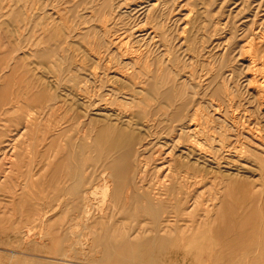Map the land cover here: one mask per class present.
I'll return each instance as SVG.
<instances>
[{"label":"rangeland","instance_id":"obj_1","mask_svg":"<svg viewBox=\"0 0 264 264\" xmlns=\"http://www.w3.org/2000/svg\"><path fill=\"white\" fill-rule=\"evenodd\" d=\"M28 1L0 0V264H264V0ZM166 98L221 164L201 173L179 154L194 137L150 136ZM135 160L147 183L127 181ZM145 185L165 193L146 204Z\"/></svg>","mask_w":264,"mask_h":264},{"label":"bare ground","instance_id":"obj_2","mask_svg":"<svg viewBox=\"0 0 264 264\" xmlns=\"http://www.w3.org/2000/svg\"><path fill=\"white\" fill-rule=\"evenodd\" d=\"M27 2H29L28 0H27ZM92 2V1H91ZM73 3V2H72ZM8 5V4H7ZM10 5V4H9ZM25 5V4H24ZM27 5V4H26ZM155 6V5H154ZM151 7V6H150ZM156 7V6H155ZM7 8V7H6ZM30 9L29 7H27L26 6V9ZM94 9V8H93ZM154 9H156V8H154ZM157 11V10H156ZM11 12V11H10ZM98 12V11H97ZM155 12V11H154ZM112 13V12H111ZM96 16V15H95ZM106 16V15H105ZM97 17V16H96ZM106 19H107V17H106ZM105 19V20H106ZM25 20V19H24ZM103 20V19H102ZM28 20H26V22H27ZM77 22V21H76ZM78 23V22H77ZM72 29H74L73 27H71ZM262 28V27H261ZM70 30V29H69ZM84 30V29H83ZM72 31V30H71ZM43 32V31H42ZM102 32H104V31H102ZM258 34V33H257ZM261 34H262V32H261ZM79 34H77V36H78ZM82 35V34H81ZM81 35H79V36H81ZM88 35V34H87ZM156 35H159V34H156ZM259 35V34H258ZM258 35H256V36H258ZM260 37V36H259ZM258 38V37H257ZM253 39H254V37H253ZM259 39V38H258ZM255 40V39H254ZM261 41V40H260ZM259 40H258V42H260ZM110 43H111V41H110ZM254 43V42H253ZM113 44V43H112ZM110 45V44H109ZM250 45V44H249ZM120 46V45H119ZM263 46V45H262ZM261 46V47H262ZM251 47V46H250ZM250 47H249V49H250ZM254 47H255V45H254ZM254 47H252V48H254ZM257 47V46H256ZM261 47H260V49H261ZM118 48V47H117ZM252 48H251V50H252ZM92 49V48H91ZM118 49H120V48H118ZM256 48H254L253 50H255ZM259 49V48H258ZM259 49V50H260ZM89 51V50H88ZM96 51V50H95ZM92 52H93V50H92ZM246 52V51H245ZM253 52H255V51H253ZM256 52H258V50L256 49ZM262 52H264V50L262 51ZM261 52V53H262ZM96 53V52H95ZM98 53V52H97ZM96 53V54H97ZM100 53L101 52H99V55H100ZM259 53V52H258ZM260 53V55H262V57H263V54H261ZM253 54H255V53H253ZM251 55H252V53H251ZM256 55V54H255ZM93 56V55H92ZM103 56L101 55V58H102ZM254 57V56H253ZM100 58V57H99ZM134 58H136V57H134ZM252 58V57H251ZM251 58H250V60H251ZM93 59V58H92ZM139 59V58H138ZM138 59H136V60H138ZM263 59V58H262ZM97 60V59H96ZM140 60V59H139ZM261 60V59H260ZM106 61V60H105ZM135 61V60H134ZM142 61V60H141ZM130 62H132V60L130 61ZM137 62V61H136ZM261 62V61H260ZM259 62V63H260ZM75 63V62H74ZM77 63V62H76ZM76 63H75V65H76ZM103 63H105V62H103ZM107 63V62H106ZM253 63V62H252ZM255 63V62H254ZM132 64H134V63H132ZM137 64H138V62H137ZM141 64V63H140ZM74 65V64H73ZM261 65H262V63H261ZM108 66V65H107ZM136 66H138V65H136ZM146 66V65H145ZM77 67H78V64H77ZM106 67V65L104 66V68ZM79 69H80V67H78ZM161 68V67H160ZM170 68V67H169ZM263 68V67H262ZM113 69V68H112ZM82 70V69H81ZM84 70V69H83ZM148 70V69H147ZM264 70V69H263ZM113 71V70H112ZM139 71V70H138ZM150 71V70H149ZM149 71H146V68H144L143 69V71H142V73H143V75H144V82H146L147 84L148 83H152V82H160V80H161V73H163V71L160 69V72H153V73H151V72H149ZM174 71V70H173ZM172 71V72H173ZM262 71V70H261ZM105 72H107V71H105ZM258 72H260V71H258ZM109 73H111V72H109ZM174 73V72H173ZM176 73V72H175ZM103 74V73H102ZM105 74V73H104ZM118 74V73H117ZM264 74V73H263ZM99 75V74H98ZM106 75H107V73H106ZM105 75V76H106ZM114 75V74H113ZM129 75V74H128ZM101 77V79H102V75H100ZM105 76H103V77H105ZM112 76V75H111ZM115 76V75H114ZM123 75H121V77H122ZM262 76V75H261ZM96 77V76H95ZM110 77V76H109ZM185 77V76H184ZM191 77V76H190ZM251 77V76H250ZM107 78V77H106ZM106 78H105V80H106ZM115 78V77H114ZM213 78V77H212ZM211 78V79H212ZM264 78V77H263ZM111 79H113V78H111ZM116 79V78H115ZM139 78H136V77H129V76H126V77H124L123 78V80H124V82H126V83H128V85L130 84L132 87H138V84H139V82L137 81ZM119 80V79H118ZM184 80V79H183ZM264 80V79H263ZM262 80V82L263 83H261V88L263 89V91H264V81ZM102 81H103V79H102ZM143 81V80H142ZM141 81V82H142ZM181 81H182V79H181ZM185 81H188L187 79L185 80ZM99 82V81H98ZM108 82H110V81H108ZM122 82V81H121ZM138 82V83H137ZM141 83V85L143 84H145V83ZM184 82V81H183ZM261 82V81H260ZM166 85L168 86L169 84L171 85V89L172 90H175L176 89V85H175V81L173 80V77L171 76H169L168 77V80H166ZM109 84V83H108ZM121 84V83H120ZM124 84V83H123ZM107 85V84H106ZM124 85H126V84H124ZM140 85V84H139ZM188 85H191L190 83H188ZM215 85V84H214ZM250 85V84H249ZM123 86V85H122ZM121 85H120V87H122ZM194 86V85H193ZM260 86H259V88H260ZM105 87V86H104ZM142 87V86H141ZM79 88V87H78ZM140 88V87H139ZM146 88V87H145ZM188 88V87H187ZM260 88V89H261ZM120 89V88H119ZM138 89V88H137ZM147 89H148V87H147ZM182 89V88H181ZM189 89H190V87H189ZM192 89H193V87H192ZM261 89V90H262ZM118 90V89H117ZM122 90H124V89H122ZM149 90V89H148ZM105 91V90H104ZM107 91H109V90H107ZM111 91H113V89L111 90ZM141 92L142 91H144L145 92V89L144 88H142V90H140ZM147 91V90H146ZM259 92H261V91H259ZM113 94L115 93V91L114 92H112ZM118 93V92H117ZM146 93V92H145ZM155 93V92H154ZM101 94H103L104 95V93L102 92ZM111 94V93H110ZM113 94H111V95H113ZM219 94V93H218ZM261 94V93H260ZM98 95V94H97ZM157 95V94H156ZM263 95V94H262ZM261 95V98L263 97ZM255 96H257V94L255 95ZM260 95H259V93H258V97H259ZM105 97V96H104ZM138 97V96H137ZM135 95H132L130 98H132L131 100L134 102V103H139V104H143L144 106H147V100H148V98H144L143 100L140 98H137ZM195 97V96H194ZM257 97V98H258ZM260 98V97H259ZM264 98V97H263ZM159 99H160V97H159ZM192 99H194V98H192ZM106 100V99H105ZM153 100L155 101V102H158L157 103V105H160L159 103V101L158 100H156V98L155 97H153ZM166 100V106L168 105L169 106V108H170V111H164V110H161L159 113L158 112H156L155 113V115H157V116H159V117H161V118H158V119H161V120H159V121H155L157 124H155L154 126V131H153V133H151V135L150 136H152L155 140H161V138L162 137H159V135H161V134H163V132L165 131V133H166V137H164L162 140H164V145L166 146L167 144H169V145H172L173 146V148L175 149L176 148V143L178 142V141H180L181 139H185V141H188V139H190L191 137H194L193 139H194V141H192V139H191V141L189 140V144L187 145V146H185L183 149H182V151H181V153H179L180 154V158H183L184 159V157H185V160H187L188 161V159H186V158H193L194 160H195V165L197 164L199 167H201V173L203 172V171H206V173H207V169H208V166H212V165H218V164H221L220 162L222 161V158H221V150H223V147H221V145H220V147H216V148H214L213 150H212V152H211V149H210V147L208 148L207 147V143H211V137L209 136L210 134H208V133H206V128H204V129H202V127H201V125H200V123L198 122V121H195V118H196V114H195V118H194V116H193V118L192 119H194V123H191L190 122V124H189V122H187L186 120H187V114H185L184 115V113L186 112V110H185V108H186V105H188V104H186V102H185V100H184V98H174L172 101H168L169 100V98H168V100H167V98L165 99ZM149 101V100H148ZM195 101V100H194ZM258 101V100H257ZM260 101V100H259ZM259 101H258V103H259ZM263 101V100H262ZM130 102V101H129ZM196 102V101H195ZM194 102V103H195ZM260 103H261V101H260ZM259 103V104H260ZM258 104V105H259ZM263 104H264V102H263ZM262 104V105H263ZM116 105V104H115ZM261 105V106H262ZM91 106V105H90ZM260 106V107H261ZM53 107V106H52ZM190 107V106H189ZM188 108V107H187ZM249 108V107H248ZM121 110V109H120ZM120 110H117L118 112V114H121L120 113ZM234 110V109H233ZM111 112L112 111H114V110H110ZM115 111H116V109H115ZM216 111V110H215ZM222 111V110H221ZM245 111V110H244ZM100 112V111H99ZM103 112V111H102ZM261 112V111H260ZM110 113V112H109ZM109 113H107V114H109ZM126 112H124V114H125ZM158 113V114H157ZM222 113V112H221ZM88 114H90V113H88ZM114 114V113H113ZM116 114V113H115ZM122 115V116H124L125 117V115ZM145 114V113H144ZM214 114V113H213ZM216 114V113H215ZM263 114V113H262ZM93 115H95V114H93ZM100 115V114H99ZM99 115H97V116H99ZM217 115V114H216ZM105 116V115H104ZM106 117V116H105ZM129 117V116H128ZM191 117V116H190ZM198 117V116H197ZM259 117H262V116H260L259 115ZM264 117V116H263ZM102 118V117H101ZM104 118V117H103ZM102 118V119H103ZM113 119H114V116L112 117ZM209 118V117H208ZM88 119V118H87ZM86 119V120H87ZM123 119V118H122ZM184 119V120H183ZM191 118H190V120H192ZM104 120V119H103ZM128 120V119H127ZM189 120V121H190ZM197 120H198V118H197ZM263 120V119H262ZM87 122V121H86ZM85 122V123H86ZM152 122V121H151ZM207 122V121H206ZM209 124V123H208ZM94 125V124H93ZM87 127V126H86ZM104 127V126H103ZM108 127V125L106 126V128ZM92 128H93V126H92ZM139 128V127H138ZM223 128V127H222ZM100 129H102V128H100ZM146 129V128H145ZM68 130V129H67ZM70 130V129H69ZM109 132V131H108ZM118 132V131H117ZM120 132V131H119ZM211 132V131H210ZM106 133H107V129H106ZM178 133V134H177ZM180 133V134H179ZM81 134V133H80ZM87 134V133H86ZM109 134V133H108ZM106 135V136H109V135ZM117 134V133H116ZM98 135H100V132H99V134ZM101 135H102V131H101ZM100 135V136H101ZM212 135V134H211ZM114 136V135H113ZM120 136V135H119ZM220 136V135H219ZM236 136V135H235ZM79 138H81V136L79 135ZM98 138V137H97ZM100 138V137H99ZM103 138H104V134H103ZM219 138V137H218ZM234 138H236V137H234ZM75 139H76V137H75ZM101 139V138H100ZM106 139H109V138H106ZM112 139V138H111ZM110 139V140H111ZM154 139L151 141V142H153L154 141ZM109 140V141H110ZM136 140V139H135ZM134 140V141H135ZM221 140V139H220ZM103 142L105 141L104 139L102 140ZM101 141V142H102ZM107 141V140H106ZM116 141V140H115ZM222 141V140H221ZM150 142V141H149ZM148 142V143H149ZM181 142V141H180ZM224 142V141H223ZM229 142V141H228ZM234 142V141H233ZM105 144H106V142H104ZM113 143H115V142H113ZM133 143V142H132ZM139 143V142H138ZM185 144H186V142H184ZM231 143V142H230ZM158 144V143H157ZM212 144H213V142H212ZM224 144V143H223ZM233 144V143H232ZM97 145H99V143L97 144ZM113 145V144H112ZM146 145V144H145ZM163 145V144H162ZM179 145V144H178ZM228 145V144H227ZM105 146V145H104ZM108 146V145H107ZM148 146V145H147ZM264 146V145H263ZM99 147V146H98ZM132 147V146H131ZM145 147V146H144ZM143 147V148H144ZM179 147V146H178ZM181 147V146H180ZM233 147V146H232ZM249 147V146H248ZM97 148V147H96ZM95 148V149H96ZM100 148V147H99ZM104 148V147H103ZM148 148V147H147ZM152 148V147H151ZM212 148V147H211ZM225 148V147H224ZM228 148V147H227ZM98 149V148H97ZM96 149V150H97ZM102 149V148H101ZM145 149V148H144ZM171 149V148H170ZM177 149V148H176ZM175 149V150H176ZM10 150V149H9ZM105 151H107V150H109V149H104ZM103 150V151H104ZM135 150H136V148H135ZM151 150V149H150ZM178 150V149H177ZM245 150V149H244ZM99 151V150H98ZM142 151H143V149H142ZM147 151V150H146ZM228 151V150H227ZM246 151V150H245ZM126 152V151H125ZM124 152V153H125ZM159 152V151H158ZM169 152V151H168ZM173 152V151H172ZM259 152V151H258ZM107 153V152H106ZM142 153V152H141ZM165 153H167V152H165ZM171 153V152H170ZM174 153V152H173ZM173 153H172V155H173ZM227 153V152H226ZM248 153V152H247ZM246 153V154H247ZM254 153V152H253ZM252 152H250V156H255L256 154L254 153L253 154ZM72 154V153H71ZM108 155H110L109 154V152L107 153ZM126 154V153H125ZM136 154V153H135ZM244 154H245V152H244ZM245 154V155H246ZM263 154V153H262ZM118 155V154H117ZM124 155V154H123ZM122 155V156H123ZM171 154H169V156H170ZM213 155V156H212ZM228 155V154H227ZM248 154L246 155V156H248V157H250ZM107 156V155H106ZM113 156H115V155H113ZM121 156V157H122ZM135 156V155H134ZM154 156L155 155H153V158H154ZM157 156V155H156ZM168 156V157H169ZM176 156V155H175ZM257 156V155H256ZM105 157V156H104ZM109 157V156H108ZM119 157V156H118ZM130 157V156H129ZM145 157V156H144ZM147 157V156H146ZM145 157V158H146ZM113 158V157H112ZM111 158V159H112ZM134 158V157H133ZM159 158V157H158ZM161 158H162V156H161ZM180 158L178 159L179 161H180ZM211 158V159H210ZM260 158V157H259ZM126 159V158H125ZM130 159V158H129ZM155 159V158H154ZM153 159V160H154ZM98 160H99V158H98ZM97 160V161H98ZM103 160H105L104 158H103ZM106 160H107V158H106ZM120 160H121V158H120ZM124 160V159H123ZM122 160V161H123ZM140 160V159H139ZM167 160V159H166ZM168 160H169V158H168ZM167 160V161H168ZM177 160V159H176ZM184 160V161H185ZM258 160V159H257ZM122 161H119V162H122ZM126 161H128V159H126ZM125 161V162H126ZM162 161V160H161ZM179 161H175V163H178ZM168 162H170V161H168ZM137 163V164H136ZM145 163V162H144ZM143 163V164H144ZM159 163V162H158ZM229 163V162H228ZM97 164H99V161H98V163ZM101 164V163H100ZM112 164V163H111ZM123 164H125L124 163V161H123ZM136 164V166H137V168H138V175L137 174H135L134 172H132V171H134V169H132V167H134V165ZM164 164V163H163ZM170 163H168V165H169ZM191 164V163H190ZM224 164V163H223ZM262 163H260V165H261ZM94 165H95V163H94ZM109 165V164H108ZM107 165V166H108ZM118 165V164H117ZM145 165H146V168H147V164L145 163ZM145 165H142V161L140 162V161H136L135 160V163L134 162H127V164L126 165H124L125 166V171H127V175H128V177H129V179L127 180L128 182H129V184H131L132 185V182L133 183H136V185H140V184H144V183H147L146 182V177L144 176V177H142V175H141V173L143 172V167H141V166H145ZM167 165V166H168ZM171 165V164H170ZM231 165V164H230ZM96 166V165H95ZM123 166V167H124ZM166 166V167H167ZM262 166V165H261ZM260 166V167H261ZM102 167V166H101ZM122 167V166H121ZM162 167V166H161ZM145 168V167H144ZM158 168H160V167H158ZM163 168H165V166L163 167ZM169 168V167H168ZM123 169V170H124ZM160 170L162 171V169L160 168ZM159 170V171H160ZM163 170H166V168L165 169H163ZM209 170V169H208ZM119 171H121V169L119 170ZM145 171H146V169H145ZM160 171V172H161ZM169 171H170V169H169ZM122 172V171H121ZM151 173H152V171H150ZM166 172V171H165ZM162 173V172H161ZM164 173V172H163ZM169 173V172H168ZM177 173V172H176ZM174 174V173H173ZM100 175H102V174H100ZM149 175H150V173H149ZM161 176V175H160ZM103 178V176H99L98 178ZM154 177V176H153ZM157 177V176H156ZM167 177V176H166ZM172 177H173V175H172ZM175 177V176H174ZM187 177V176H186ZM194 177V176H193ZM196 177V176H195ZM97 178V177H96ZM180 178H183V177H181L180 176ZM126 179V178H125ZM164 179H165V177H164ZM175 179V178H174ZM185 179V178H184ZM197 179H201V176L200 177H197ZM207 179V178H206ZM97 180V179H96ZM176 180V179H175ZM183 179H181V181H182ZM202 180V179H201ZM156 181H157V179H156ZM166 181V180H165ZM185 181V180H184ZM186 181H187V179H186ZM189 181V180H188ZM192 181H194V179L192 180ZM197 181V180H196ZM198 181H200V180H198ZM203 181H204V178H203ZM97 182V181H96ZM128 182H127V184H128ZM191 182V181H190ZM207 182V181H206ZM159 183H160V181H159ZM161 183H163V181L161 182ZM170 183V182H169ZM182 183V182H181ZM201 183V182H200ZM199 183V184H200ZM149 184V183H148ZM186 184V183H185ZM192 184H193V182H192ZM205 184V183H204ZM157 185H158V183H157ZM122 186H124V182H123V185ZM156 186V185H155ZM159 186H161V185H159ZM164 186V185H163ZM166 186H168V185H166ZM95 187H98V186H95ZM157 187L158 186H156V188L155 189H153L151 186H148V188L146 187V185H145V188L146 189H143V193L141 194L142 195V198L141 199H144V201L146 202V204H147V202L148 201H151V199H152V202H158L159 200H158V198L157 197H159V196H162V192H161V190L160 191H158V192H156V189H157ZM187 187H190V186H187ZM133 188V187H132ZM96 189V188H95ZM101 189H106L105 188V186H104V184L103 185H101ZM162 189H163V187H162ZM119 190V189H118ZM132 190V189H131ZM139 190H142L141 188H139ZM167 190V189H166ZM187 190H188V188H187ZM120 191V190H119ZM124 190H122V192H123ZM189 191V190H188ZM199 191V190H198ZM129 192V191H128ZM131 192V191H130ZM129 192V193H130ZM134 192V191H133ZM86 193V192H85ZM84 193V194H85ZM125 193V192H124ZM163 193H165V192H163ZM88 194V193H87ZM128 194V193H127ZM138 194V193H137ZM166 194H168V193H166ZM99 195V194H98ZM100 195H104V194H100ZM100 195H99V197H100ZM116 195V194H115ZM114 195V196H115ZM129 196H130V194H128ZM128 195H126V197L128 196ZM133 195H134V193H133ZM84 196H86V194L84 195ZM109 196H111V194L109 195ZM109 196H108V198H109ZM116 196H118L119 197V193H117V195ZM115 196V197H116ZM121 196H122V193H121ZM172 196V195H171ZM87 197V196H86ZM85 197V198H86ZM125 197V198H126ZM203 197V196H202ZM114 198V197H113ZM121 198V197H120ZM129 199H130V197H128ZM140 198V197H139ZM162 198V197H161ZM164 199H165V201H166V198L165 197H163ZM180 198V197H179ZM199 198V197H198ZM134 200V198H131L130 199V201L131 200ZM140 199V200H141ZM89 200V199H88ZM132 200V201H133ZM197 200V199H196ZM90 201V200H89ZM91 201H92V198H91ZM126 201H128V200H126ZM125 201V202H126ZM143 201V200H142ZM174 201V200H173ZM193 201H194V199H193ZM106 202H108V201H106ZM105 202V203H106ZM124 202V203H125ZM175 202V201H174ZM104 203V204H105ZM144 203V202H143ZM190 203H192L191 201H190ZM87 204H88V201H87ZM159 204V203H158ZM172 204V203H171ZM198 204V203H197ZM204 204V203H203ZM106 205V204H105ZM131 205V204H130ZM192 205V204H191ZM86 206V205H85ZM85 206H84V208H85ZM169 206H170V204H169ZM105 207V206H104ZM171 207V206H170ZM173 207H175V206H173ZM204 207H206V206H204ZM83 208V209H84ZM157 208V207H156ZM168 207H166V209H167ZM86 209V208H85ZM174 210H176V209H174ZM86 211V210H85ZM85 211H83L84 213H85ZM155 211V210H154ZM157 212V211H156ZM169 213V212H168ZM203 213H204V211H203ZM158 214V213H157ZM170 215V214H169ZM173 215V214H172ZM158 216V215H157ZM203 216V215H202ZM154 217V216H153ZM84 218V217H83ZM154 219V218H153ZM169 219V218H168ZM172 219V218H171ZM77 220V219H76ZM75 220V221H76ZM85 220V219H84ZM159 220H160V218H159ZM72 221H73V219H72ZM75 221H73V222H75ZM158 221V220H157ZM171 222V221H170ZM170 222H168V223H170ZM77 225L76 226H78L79 225V223L78 222H75ZM69 224V223H68ZM70 224H71V222H70ZM70 224H69V226H70ZM167 224V223H166ZM72 225V224H71ZM107 226V225H106ZM157 226V225H156ZM79 227V226H78ZM155 228H157V227H155ZM76 229V228H75ZM105 229V228H104ZM169 229V228H168ZM87 230V229H86ZM157 230V229H156ZM68 232H70V231H68ZM71 233V232H70ZM77 233V232H76ZM163 233V232H162ZM74 234V233H73ZM156 234V233H155ZM71 236V235H70ZM78 236V235H77ZM77 236H75V237H77ZM73 237V236H72ZM86 239L85 237H82V239ZM79 239H81V238H79L78 237V239L77 240H79ZM155 239H157V238H155ZM154 239V240H155ZM87 240V239H86ZM89 240V239H88ZM140 240H142V239H140ZM139 240V241H140ZM82 241V240H81ZM156 241V240H155ZM155 241H154V243H155ZM85 242H88V241H85ZM81 244V243H80ZM86 244H88V243H86ZM115 243H112V245L113 246H115L114 245ZM122 246H131L130 245V243L129 242H122ZM81 245H84V244H81ZM90 246V245H89ZM134 250V249H133Z\"/></svg>","mask_w":264,"mask_h":264}]
</instances>
